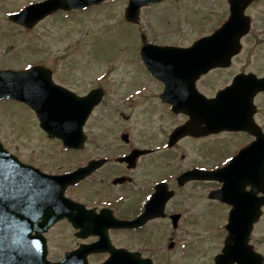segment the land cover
I'll use <instances>...</instances> for the list:
<instances>
[{
    "label": "flooded vegetation",
    "instance_id": "obj_1",
    "mask_svg": "<svg viewBox=\"0 0 264 264\" xmlns=\"http://www.w3.org/2000/svg\"><path fill=\"white\" fill-rule=\"evenodd\" d=\"M29 1L17 6L16 0H0V9L17 10L30 4ZM162 4L182 8L174 29L179 41L169 46L188 48L228 23V31L212 40V53H208L224 57L198 75L194 71L199 66L193 64L197 60L185 58L187 53L169 55L162 66H156L158 75H155L145 66L141 53H136L148 79L131 85L134 80L130 73L132 80L120 83L124 85L121 90L134 91L115 99V143L106 144L103 139L110 132L99 130L86 133L84 145L76 149L54 140L58 144L42 157L26 160L18 156L22 162L51 176L65 175L92 161H100L74 185L54 189L52 199L59 202L54 216L59 218L42 234L46 259L52 264L63 260L65 264H106L111 251L120 256L111 260L114 264H130L131 258L137 264H182L191 248L195 258H199L198 264H217L226 243L232 248L224 264H264L263 247L259 248L254 241V232L264 214V184L249 202L239 200L240 193L252 190L244 184V166L248 161L258 166L257 175L264 177V0H170ZM191 14L200 16V20L191 21ZM161 32L158 33L162 36ZM233 40L239 43V50L228 53ZM148 54L150 57L151 53ZM35 65L43 68L33 78L53 82L77 97L101 91L102 100L92 110L85 128L108 93L99 83L103 78L92 77L97 66L82 73L84 83L80 81L83 84L80 92L78 86L55 80L52 69L37 62ZM165 78L177 82L167 83ZM89 81H93L90 88ZM219 92H226L225 114L206 101L217 97ZM140 99L145 101L144 111L150 106L152 112L163 113L171 123L166 124L165 117L154 118L155 123L152 119L143 128L141 137L137 135L129 121L134 116L127 110H135L139 104L135 101ZM148 99L152 100L150 104ZM170 99L181 104L178 109ZM117 106L127 110L118 114ZM138 118L147 121L141 115ZM221 118L228 121L226 128L213 124ZM175 131L182 134L175 137ZM185 143L189 149L184 147ZM224 147L225 153L218 151ZM250 174L252 179L253 170ZM258 203L259 218L252 225L245 247L239 249L231 241L234 237L231 217H247ZM12 212L9 203L0 208V215L4 213L0 218V262L39 263V237L32 236L43 220H27L25 225L18 205L15 218ZM24 230L33 233L27 249L23 244L20 246ZM241 230L237 227V231ZM15 238L16 252L8 251ZM209 239H214L216 245L210 247ZM247 250L254 259L248 258ZM8 255L17 258L9 260Z\"/></svg>",
    "mask_w": 264,
    "mask_h": 264
},
{
    "label": "rangeland",
    "instance_id": "obj_2",
    "mask_svg": "<svg viewBox=\"0 0 264 264\" xmlns=\"http://www.w3.org/2000/svg\"><path fill=\"white\" fill-rule=\"evenodd\" d=\"M16 1H18L17 6H20L26 0ZM126 5L127 0L102 1L81 12L73 11L67 14L58 12L40 22L32 31H23L10 24L5 13L13 8L0 9L1 68L12 69L11 66L22 68L28 63L37 62L52 69L55 80L66 85L78 86L77 90L80 92L83 86L80 81L84 83L82 73L91 72L94 66H97V72L93 73L92 77L106 73L99 83L106 87L107 97L95 110L84 128L85 134L99 130H104L105 133V130H108L109 136L112 135V137H104L106 144L115 143L113 141L115 99L134 91V89L129 92L121 90L124 85L120 83L127 84L133 77L134 81L130 84L138 85L148 79L145 68L136 56L142 45L140 35L146 34L149 42L158 45H173L179 41V34L174 33V29H177L176 18L177 14L180 15L182 8L169 5L158 6L162 18L155 17L154 11L157 7L147 8L143 10L139 23L132 26L124 21L123 13ZM162 12L163 15H161ZM190 18L191 21L200 20V16L196 14H191ZM161 23L165 26H161ZM160 31H162V36L158 33ZM91 83L90 81L87 83L88 88L92 87ZM148 101L147 103L150 104L152 100L148 99ZM135 102H139L135 110L122 109V106H117L118 114L127 110L130 115H133L134 117L129 121L137 130V135L141 137L143 128L150 125L149 121L158 117L163 119L165 116L160 112H152L149 109L150 106L144 111L147 108H142L144 100L140 99ZM29 110L21 104L9 101L0 102V141L6 149L26 160L32 157H42L49 148L58 144L41 131L34 113ZM140 115L147 121H140L138 118ZM164 119L166 124L171 123L168 117ZM120 124H123L121 119ZM184 147L190 148L187 143ZM226 150V147L218 148V151L222 153ZM260 239L264 241V214L254 232V241L258 242L259 248L263 247L264 251V243L262 245V241L259 242ZM208 241L210 247L216 245L214 239ZM198 263H200L199 258H195L191 248L182 264Z\"/></svg>",
    "mask_w": 264,
    "mask_h": 264
},
{
    "label": "water",
    "instance_id": "obj_3",
    "mask_svg": "<svg viewBox=\"0 0 264 264\" xmlns=\"http://www.w3.org/2000/svg\"><path fill=\"white\" fill-rule=\"evenodd\" d=\"M101 1L103 0H47L45 2L31 6L25 9L22 13L14 15L11 18L19 24L31 27L37 21L43 19L45 16L59 9H81ZM156 1L160 0H131L125 12L126 19L128 21H133L135 19L137 9L140 6ZM225 28L227 31V27ZM205 43L206 40H203L187 50L146 46L142 49L141 53L150 71L153 74L158 75L156 66H162V64H164L165 61L168 60V54L202 53V44ZM236 51L237 49L233 48L228 53H235ZM147 53H151L150 57ZM37 73L41 72L36 68H33L27 73H15L11 71L0 72V97L7 96L25 101L36 111L40 126L51 137L55 136L60 138L63 141L64 145L69 147L81 146L83 143L81 128L91 109L98 102V99H94L92 95L86 98L73 97L61 91V89L59 90L58 87L50 84L48 80L47 82L43 80H41L40 82L36 78H33ZM163 80L169 83V79L165 78ZM225 96L226 92L220 93L215 100V102L217 103L213 104V106H215L216 108L220 107L221 113L223 114L226 113V109L224 108ZM170 101L173 102L174 108L176 109H178L181 105L176 100L170 99ZM218 120L216 121V123L219 124V126H224L226 128L228 121L221 119L218 123ZM248 162L244 166L246 172V181L244 182V184H251L253 189L251 194H244L245 196H243L241 199L243 202H249L253 198L252 194L257 193L261 189L264 180V177L262 179L257 175L258 166L250 165ZM262 166V170L264 172V159ZM92 168L93 167H89V169L84 170L83 172L75 176L72 175L62 178L64 180V183L61 186H63L64 189L67 185L75 183L86 172H88L90 169L92 170ZM251 170H253L252 179L249 178L251 177ZM40 176L42 177V180H40V182L38 183L40 185L38 186L34 182V177H37L35 172H29L28 168H24L23 171L22 166H20L14 159H11L9 156H7L0 149V208L3 209L8 203L11 204L12 208H14L16 204H22L23 216L25 217V219L30 218L34 215H38L45 222H48V220H52V209H57L56 206L55 208H53L52 205L54 200L51 199V195L54 194L52 193L51 187L55 184V178L45 177L43 175ZM258 206L259 204L254 209L253 213H248L247 217H231V233L234 235L231 241L235 243V245L239 249L245 247L247 236L251 230L252 224L258 218ZM1 215L3 218L4 213H2ZM7 216L9 217V215ZM48 224L49 223H47L46 226H48ZM237 227L242 228V230L237 231ZM23 234V247L27 249L29 247L28 241H30L28 236V234H30V230H24ZM231 248L232 247L228 246V244L226 243V246L223 249V254L217 258V264H224V259L228 257V251ZM246 252L248 253V258L254 259V256L250 253L249 250H247ZM116 257L118 258L120 256H115V253L111 251L110 260L106 264H114L111 260H114V258ZM43 258L44 250L41 249L39 254L40 262L37 264H46L44 263ZM130 260V264H137V261L135 259L131 258ZM247 264L254 263L247 262Z\"/></svg>",
    "mask_w": 264,
    "mask_h": 264
}]
</instances>
